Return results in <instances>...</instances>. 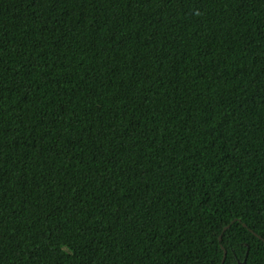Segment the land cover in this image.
Listing matches in <instances>:
<instances>
[{
  "label": "trees",
  "instance_id": "1",
  "mask_svg": "<svg viewBox=\"0 0 264 264\" xmlns=\"http://www.w3.org/2000/svg\"><path fill=\"white\" fill-rule=\"evenodd\" d=\"M263 240L264 0H0V264Z\"/></svg>",
  "mask_w": 264,
  "mask_h": 264
},
{
  "label": "water",
  "instance_id": "2",
  "mask_svg": "<svg viewBox=\"0 0 264 264\" xmlns=\"http://www.w3.org/2000/svg\"><path fill=\"white\" fill-rule=\"evenodd\" d=\"M227 227H224V230L226 229ZM256 235V234H255ZM257 236V235H256ZM258 237V236H257ZM221 237H219V239H220ZM259 239H261L262 240V238H260V237H258ZM264 241V240H263ZM225 256H226V251L224 250V255H223V259H222V261H221V264H223V262H224V259H225Z\"/></svg>",
  "mask_w": 264,
  "mask_h": 264
}]
</instances>
